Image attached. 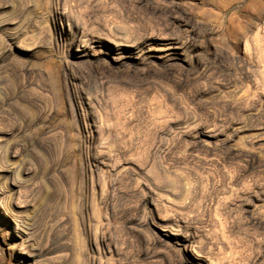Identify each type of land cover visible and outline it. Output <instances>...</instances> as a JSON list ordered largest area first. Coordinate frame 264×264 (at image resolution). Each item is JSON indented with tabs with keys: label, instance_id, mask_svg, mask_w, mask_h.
<instances>
[{
	"label": "rangeland",
	"instance_id": "1",
	"mask_svg": "<svg viewBox=\"0 0 264 264\" xmlns=\"http://www.w3.org/2000/svg\"><path fill=\"white\" fill-rule=\"evenodd\" d=\"M0 264H264V0H0Z\"/></svg>",
	"mask_w": 264,
	"mask_h": 264
},
{
	"label": "bare ground",
	"instance_id": "2",
	"mask_svg": "<svg viewBox=\"0 0 264 264\" xmlns=\"http://www.w3.org/2000/svg\"><path fill=\"white\" fill-rule=\"evenodd\" d=\"M174 48V47H173ZM169 49V48H168Z\"/></svg>",
	"mask_w": 264,
	"mask_h": 264
}]
</instances>
